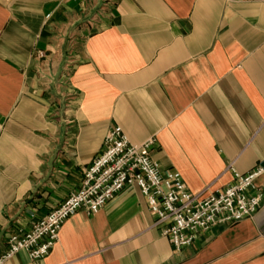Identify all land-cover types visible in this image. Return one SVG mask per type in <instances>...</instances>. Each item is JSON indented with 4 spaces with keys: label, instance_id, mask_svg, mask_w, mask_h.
<instances>
[{
    "label": "crops",
    "instance_id": "0c3cea01",
    "mask_svg": "<svg viewBox=\"0 0 264 264\" xmlns=\"http://www.w3.org/2000/svg\"><path fill=\"white\" fill-rule=\"evenodd\" d=\"M114 126L154 138L193 194L264 160V0H0V255L80 187ZM3 264H264V199L176 251L127 186L71 215L46 257Z\"/></svg>",
    "mask_w": 264,
    "mask_h": 264
},
{
    "label": "built area",
    "instance_id": "2783aa9c",
    "mask_svg": "<svg viewBox=\"0 0 264 264\" xmlns=\"http://www.w3.org/2000/svg\"><path fill=\"white\" fill-rule=\"evenodd\" d=\"M38 54L45 57L44 52ZM155 143L150 138L134 144L120 126L112 127L105 135L100 153L85 168L80 187L34 221L30 229L10 234L0 264L20 251H26L32 260L46 257L71 215L81 210L87 214L99 212L127 186H136L146 197L155 224L162 226L163 234L176 251L192 245L215 226L256 215L264 199V191L256 186L264 175V160L245 174L230 164L233 181L222 191L202 196L188 190L178 171L161 170L151 157Z\"/></svg>",
    "mask_w": 264,
    "mask_h": 264
}]
</instances>
